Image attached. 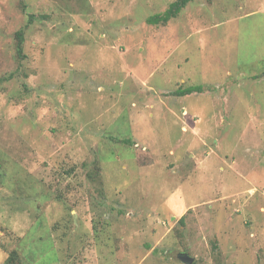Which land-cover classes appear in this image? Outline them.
<instances>
[{"label":"rangeland","instance_id":"1","mask_svg":"<svg viewBox=\"0 0 264 264\" xmlns=\"http://www.w3.org/2000/svg\"><path fill=\"white\" fill-rule=\"evenodd\" d=\"M175 1L0 0V264H264V0Z\"/></svg>","mask_w":264,"mask_h":264},{"label":"trees","instance_id":"2","mask_svg":"<svg viewBox=\"0 0 264 264\" xmlns=\"http://www.w3.org/2000/svg\"><path fill=\"white\" fill-rule=\"evenodd\" d=\"M192 0H177L173 2L170 7L163 13L156 14L148 19V23L151 25H167L169 21L178 16V14L188 5ZM17 38V54L20 58H25L23 44L25 41L24 32L19 31L16 33ZM203 87H190L184 89H178L174 95L178 97L190 96L192 94L204 93ZM16 252H12L9 256L6 264H17L16 263Z\"/></svg>","mask_w":264,"mask_h":264},{"label":"water","instance_id":"3","mask_svg":"<svg viewBox=\"0 0 264 264\" xmlns=\"http://www.w3.org/2000/svg\"><path fill=\"white\" fill-rule=\"evenodd\" d=\"M179 260L185 264H192L194 259L191 258L187 253H183L178 256Z\"/></svg>","mask_w":264,"mask_h":264}]
</instances>
